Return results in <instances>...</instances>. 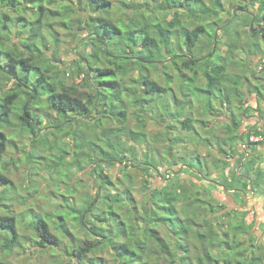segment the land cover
<instances>
[{
	"label": "trees",
	"instance_id": "obj_1",
	"mask_svg": "<svg viewBox=\"0 0 264 264\" xmlns=\"http://www.w3.org/2000/svg\"><path fill=\"white\" fill-rule=\"evenodd\" d=\"M160 1L164 11L183 7L194 18L201 19L205 14L214 18L208 24L184 30L178 24L177 16H172L157 31L151 22L147 24L144 19L119 21L108 16L107 12L112 7L110 0H88L80 14L76 7L80 0H0V24L5 28L12 20L21 22L17 32L12 29L11 35H0V74L8 82L0 86V127L14 129L17 136H31L33 147L45 145L49 157L57 158V163L51 168H59L65 156H69L66 147L58 144L60 136L63 139L71 136L75 143L85 145L98 155V162L90 160V167L85 166L90 168V175L95 172L92 167L95 163L105 165L100 167L95 193L88 195L84 212L77 217V225L82 226L95 243L79 245L73 258L89 254L96 246L107 247V237L97 224L108 219L109 223L118 221L121 225L117 235L122 242L108 241L117 264H264V253L257 255L262 248L251 235V224L245 221L248 212L227 211L220 217L214 216V212L223 210V205L211 204L214 192L204 190L207 183L217 189V183L209 182L208 178L212 171L230 168L233 159L237 167L231 175L226 174L232 181L223 176L228 181L221 183L223 190L230 192L233 188L238 192L243 190L245 194L249 189L251 192L264 190L258 185L261 176L255 150L252 149L248 157L244 156L245 153L240 154V143H246L250 138L249 134L242 135L240 130L245 112L233 115L231 123L213 125L207 122L223 113L222 106L235 102L239 109L247 99V91L259 93L264 98L263 91L252 86L245 76L227 77L223 74L236 67V55L240 50L249 56L264 55V45H260V42L264 43V31L254 29V33L242 37L228 26L222 28L231 21L220 24L216 12V8H222L220 0ZM244 1H249L251 8L256 5L254 23L264 21V0ZM120 2L130 7L139 5L133 1ZM246 9L240 11H247L246 16L250 18ZM96 11L99 14L95 15ZM141 11L148 12L147 9ZM130 16L134 17L133 14ZM237 18L238 15L235 20ZM54 23H60L71 38L76 37L69 28L77 29L76 34L80 33L73 50L77 45L83 49L78 51L76 48L74 55L78 58L71 63V72L78 78L77 82L67 83L70 72L60 66L56 56L51 55L50 58L46 54L53 48L48 49L45 45L39 49L35 46L40 30L49 32ZM212 26L217 28L211 29ZM218 28L221 29L220 35L216 36ZM260 28L264 29L262 25ZM23 29L25 31L21 33ZM202 35H206L207 41L201 38ZM218 37H223V40ZM197 44L199 53L204 54L195 60L188 54L190 47ZM220 44L226 47L225 52L218 50ZM53 59H56L55 63ZM211 60L217 66L213 71L210 70L214 68L210 65ZM191 63L199 64V69L190 70ZM243 67L239 65V69H245ZM199 75L203 81L201 85L197 83ZM174 76L182 82L173 88ZM161 78L166 81L163 83ZM185 79L190 88L184 84ZM252 80L256 82L257 79ZM202 95L206 98L200 99ZM158 97L162 98L164 105H160V110L152 111V115L159 114L162 121L167 120L171 124L159 125L161 130L153 139L147 129V120L155 122L156 117L142 113L145 110H141L143 104L140 100L146 98L151 101ZM15 104L21 108L19 113L16 110V117L12 119L10 116ZM212 105L217 109H212ZM170 106L174 107L171 114L168 111ZM195 111L204 120L195 121ZM128 116L136 120L134 127L127 124ZM10 121L16 124H10ZM195 122L200 125L195 126ZM81 123L87 128L94 127V131L90 134L84 132L85 137H81L77 131L80 128L83 134ZM66 127L69 132L64 134ZM222 129L225 136L218 133ZM200 130L207 133L202 134ZM255 135L261 134L255 130ZM49 136H53L52 142H49ZM207 136L209 138L205 139ZM152 139L163 142L160 161L156 162L148 153L143 155L142 162L138 161L137 146L147 143L156 149ZM200 140L206 144H217L213 159L190 151L189 146ZM7 141L5 133L0 132V168L3 167ZM72 153L75 155L76 151ZM7 165L4 164L8 168ZM161 166L164 171L160 170ZM177 166V169L173 168ZM209 166H212V171ZM105 167H118L119 174L122 173L125 179L105 173ZM133 171L142 176L140 190L143 200L140 204H132L127 198V191L133 185ZM183 171L189 172L191 179L195 180H182L180 174ZM154 179H160L161 184L155 186ZM9 183L0 172V186ZM0 210L3 235L0 248L8 250L21 237L16 229L17 219L10 214L8 205L0 203ZM47 216L49 221L33 218L27 223L40 247H54L60 243L51 224H56L64 235L68 233L64 229L63 216L54 217L51 213ZM55 218L60 222L51 223ZM92 220L96 229L93 232L90 229ZM6 230L11 231L10 238L5 234ZM106 231L112 234L110 224ZM162 231L169 239L162 236ZM0 264L11 263L0 257Z\"/></svg>",
	"mask_w": 264,
	"mask_h": 264
},
{
	"label": "rangeland",
	"instance_id": "obj_2",
	"mask_svg": "<svg viewBox=\"0 0 264 264\" xmlns=\"http://www.w3.org/2000/svg\"><path fill=\"white\" fill-rule=\"evenodd\" d=\"M85 1V2H84ZM112 2V7L108 10L107 15L116 20H140L145 21V23H150L157 28L159 31L165 23L168 22L172 18V16H177L178 24L182 25V29L191 30L193 27L200 24H208L210 23L214 17L208 16L207 14L203 15L201 19L194 18L190 15L187 9L183 7L181 9H167V11L162 9L160 0H124L125 2H134L139 4L135 7H130L128 4L124 2H120L121 0H110ZM221 1V9L216 8V12H218L219 22L223 25V23L228 21L230 23L231 20L234 19L233 11L236 9H245L249 10L252 14H255V7L251 8L249 5V1L244 0H220ZM88 0H80V4L77 5V10L80 13H83L82 9L86 6ZM45 4V3H44ZM75 7V8H76ZM245 7V8H244ZM92 8V7H91ZM130 9V13L128 11ZM141 9H147L148 12L141 11ZM136 11V12H132ZM26 14V13H25ZM99 14L96 11L95 15ZM133 14L134 17L130 15ZM29 15V14H28ZM27 16V14H26ZM35 16V15H33ZM131 18V19H130ZM244 21V23H243ZM250 18L246 16V14L239 13L238 18L234 24L230 25L229 28L231 30L237 31L242 37H245V34L250 33L252 29H259L261 25L264 27V21L261 23L255 22L252 27H250ZM142 23V22H141ZM218 24V23H217ZM21 22L13 21L10 24H7V27H3L0 24V35L8 36L11 35L12 29L17 32L19 30V26ZM73 25L75 28V21H73ZM122 26V25H121ZM226 26L224 24L222 27ZM216 26H212L211 29ZM217 28V27H216ZM27 30V28H25ZM23 29L21 33L25 31ZM71 33L75 35L76 38H71L67 33V30L60 23H54V26L51 27L49 32H45L43 29L40 30L39 35L36 39L35 46L39 49H43L46 45L47 48H53L50 51H46L47 55L51 58V55L56 56L58 59L60 66L66 69L70 76L66 78L67 83H71L72 81L77 82L78 78L75 75H72V62L75 61L76 57L74 53L76 52V48L78 51L83 49V46L77 45L74 50L73 46L80 38V33L76 34L77 29L69 28ZM25 34V33H24ZM220 35V34H219ZM203 40L207 41L206 35H202ZM220 40H223V37H218ZM209 42V41H208ZM183 44V42H182ZM182 44H180L182 46ZM209 44V43H208ZM260 45L263 46L264 43L260 42ZM198 44L196 47H190L189 54L193 56L195 60L199 59L201 54L197 50ZM57 48V49H56ZM218 50L220 52H225L226 47L222 44L218 46ZM87 50V48L85 49ZM204 51V50H202ZM222 54V53H221ZM186 55L188 58L190 56ZM237 64L235 68H229L227 72L223 73L227 77L231 75L245 76L252 86H258L264 94V84L259 82H255L252 80V74L255 76L264 77V74H260L259 69L264 67V55L258 54L255 56L247 55L243 50H240L237 55ZM2 61V60H1ZM56 59H53L52 62L55 63ZM79 61V60H78ZM181 63L183 60H179ZM179 64V63H177ZM216 63L211 60L210 65L214 68L210 70L213 71L216 69ZM238 65V66H237ZM239 65L245 67V69H239ZM243 67V68H244ZM190 70L199 69V64L191 63L189 65ZM154 69V68H153ZM167 70V68H165ZM155 70V69H154ZM260 74V75H259ZM80 78V77H79ZM197 79L198 84H202L203 81L199 75ZM184 84L190 88L189 82L187 79ZM226 80V79H225ZM161 81L164 83L166 80L161 78ZM181 80L178 79L177 76L173 77V84L171 85L173 88L178 86L177 84ZM182 82V81H181ZM8 82L4 80V77L0 74V86L7 84ZM10 84V83H9ZM42 92H45L43 88L40 89ZM6 92V91H5ZM0 91V95H1ZM263 96V95H262ZM264 97V96H263ZM206 97L202 95L200 99H205ZM246 100H243L242 105L238 109V104L233 102L231 105H225L220 107L223 110V113L219 114L217 117L209 118L208 124L213 125H223L226 123H231L233 119V115L238 116L243 114L241 118V133L242 135L249 134L250 142H255V146H250L251 148H255V157L258 159L257 166L260 171V179L258 181V185L261 188H264V141L261 142L263 133H264V101L257 102L255 100L254 93H250L247 91ZM1 100V97H0ZM20 101V98L19 100ZM141 103L143 104V108L141 110H145L142 113L148 116L152 115V111L156 112L160 110V105H164V102L161 97L157 99H152L151 101L148 99H141ZM218 104V103H217ZM152 106V107H151ZM203 106V103L200 105ZM148 107V108H147ZM19 104H15V110L13 114L10 116L12 119L16 117V110L18 113L20 112ZM45 108V105H44ZM153 108V109H152ZM149 109L150 111H147ZM174 107L170 106L168 111L171 114ZM212 109L216 110L217 107L212 105ZM153 116V115H152ZM156 117L155 122L153 120H147V129L149 130L150 137L155 139V135L161 129L159 125L162 124H171V122L164 120L162 121L160 115L153 116ZM195 121L198 119L204 120L203 116H199L198 113H194ZM10 124H16L13 121H10ZM82 124V123H81ZM93 124V123H92ZM130 127H134L137 122L134 117L128 116V123ZM157 124L158 126H156ZM195 126H199L200 123L195 122ZM80 125V124H79ZM85 124H82L80 127L83 130V134L80 128H77L80 136H84V132L86 134H90L94 131V127L88 126L84 127ZM102 131V129H99ZM255 130L260 132L261 135H255ZM4 132L7 141V149L3 155L2 164L3 167L0 168V172L5 175L9 184L6 186L2 184L0 186V200L3 204L8 205L10 209V214H14L17 219V232L20 235V239L17 244L8 250H1L0 248V257L10 262L11 264H117L115 259H113V254L111 252V248L109 247V240L114 241L115 243L122 242V239L118 238L117 232L120 229V223L118 221L110 222L107 219L102 224L98 223L97 226L100 228V232L104 234L108 245L107 247L96 246L89 251L87 255H80V257L73 258L75 254V250L79 245H92L95 243L93 238L89 233L87 235L86 232L83 231L82 226H78L77 217L83 214L84 212V203H87L88 195H93L96 191L97 186V178L101 175L100 167L105 166L100 163H95L92 167H94L95 172L89 174L90 165L89 161H96L98 159V155L93 152V150H89L84 144V146H80V144L75 143L71 136H67L64 139L60 136V140H58L59 146L66 147V151L69 152V156H65L62 164L59 168H51V166L57 163V158L53 157L52 159L49 157L48 148L43 146H32V137L28 135L17 136L13 132L14 129H5L4 127H0V132ZM64 134L69 132V128L66 127ZM73 132V131H72ZM202 134H206L203 130H200ZM218 133H221L222 136H225L223 133V129L219 130ZM59 135V134H56ZM90 136V135H88ZM85 137V136H84ZM39 138V137H38ZM50 139L49 142L54 140L53 136L47 137ZM209 137H205L208 139ZM63 139V140H62ZM152 139V142L157 146L156 149L151 147V145L144 143L137 146V160L142 162L143 155L148 153L156 162H159L161 159V151L163 150V142L161 139L159 141H155ZM204 139V140H205ZM185 140V139H184ZM204 140L198 141V143L191 144L189 149L191 152L201 156V157H210L214 158L216 154L215 149L217 148L215 142L212 144L204 143ZM60 148V147H59ZM58 148V151H59ZM76 151L75 155H73L72 151ZM71 152V154H70ZM182 152H179L181 154ZM48 156V157H46ZM44 157V158H42ZM42 158V159H41ZM99 160V159H98ZM230 162V160H228ZM232 167L236 169L237 164L233 159ZM209 160V165H210ZM247 163V162H246ZM4 164H8V168L4 166ZM88 166L85 168V166ZM247 167V164H245ZM2 166V165H1ZM253 166V165H252ZM177 169V167H173ZM210 170L212 166H209ZM249 168V166H248ZM105 173L113 174L116 178L123 180L125 177L122 176V173L119 174V168L114 167L103 168ZM82 170V171H81ZM160 170L164 171V167L161 166ZM254 170H256V165H254ZM212 171V170H211ZM238 171V170H236ZM131 172V170H130ZM181 170H179V173ZM166 173H169L166 172ZM142 174V173H141ZM226 174L231 175L232 173L228 172V169H223L220 171L217 169L215 172L212 171L210 177L208 178L209 182H216L217 189H213L211 183H207L205 185V191L214 192V199L211 200V204H222L223 210L218 213L214 212V216L220 217L222 214L227 213V211H247L248 215L245 218L247 224H251V235L255 238L257 245L261 246V250L257 252L264 253V190L263 191H253L251 189L243 196V190L238 192L235 189H231L230 192L223 190L222 184H226L223 178H227L229 181H232L230 177ZM133 185L131 189L127 191V198H129V202L132 204H136L137 202L140 204L142 199V191L140 190L142 184V176L133 171L131 173ZM222 176V177H221ZM224 176V177H223ZM171 177V176H170ZM219 177V179H217ZM221 177V178H220ZM180 178L182 180H195L191 179L189 172L183 171L180 174ZM257 178V177H256ZM258 179V178H257ZM154 185L161 184L160 179H154ZM222 183V184H221ZM109 209V205L107 206ZM106 207V210L108 211ZM1 211V210H0ZM4 212H7L5 210ZM47 213L53 214V216H63L65 220L64 229L68 233L65 235L57 229V225H52L51 227L54 229V233L60 238V243L54 247H40L37 244V238L34 232H32L31 228L28 226V220L30 219H39L43 218L46 221H49L50 217L47 216ZM29 220V221H30ZM126 220V219H123ZM52 222H60L58 218L51 219ZM224 220H221L223 223ZM49 223V222H48ZM110 224V228L112 227V234L106 231V226ZM93 227H90L93 232L95 229V222L92 220ZM63 230V229H62ZM5 234L11 237V231L6 230ZM162 236L169 239L167 235L162 231ZM0 238H3V235L0 231ZM72 256V257H71ZM194 264V262H192Z\"/></svg>",
	"mask_w": 264,
	"mask_h": 264
},
{
	"label": "flooded vegetation",
	"instance_id": "obj_3",
	"mask_svg": "<svg viewBox=\"0 0 264 264\" xmlns=\"http://www.w3.org/2000/svg\"><path fill=\"white\" fill-rule=\"evenodd\" d=\"M241 9H238L237 11L235 10V11H233V17H234V19L233 20H231V23L230 24H228V25H226V26H224V27H222V28H225V27H229L230 25H232V24H234V22H236V20H235V18L237 17V15L239 14V13H243V14H247L246 12L247 11H245V10H242V11H240ZM248 15L250 16V18H251V22H250V24L252 23V25H253V23H254V18H255V15L254 14H252L251 12L250 13H248ZM231 19V18H230ZM220 28H218L216 31H215V35L217 36V35H219V32H220ZM256 30H261V31H264V29L263 28H259V29H255V31ZM250 33H254V29H253V32H251V30H250ZM259 73H263V71H264V68L262 67V68H260L259 69ZM251 78H256L257 80H256V82H259V83H261V84H264V77L263 78H261V77H256L255 76V74H252V76H251ZM255 81V80H254ZM254 95H255V100H256V103L257 102H260L261 100H263L264 101V98H261V96L259 95V93H254ZM263 101H261V102H263ZM249 140H250V138H249ZM245 144H247L248 146V150L251 152V147L250 146H252V145H256L255 144V142H250V141H247ZM254 150H255V148H254ZM254 152V151H253ZM247 157V156H246Z\"/></svg>",
	"mask_w": 264,
	"mask_h": 264
},
{
	"label": "built area",
	"instance_id": "obj_4",
	"mask_svg": "<svg viewBox=\"0 0 264 264\" xmlns=\"http://www.w3.org/2000/svg\"><path fill=\"white\" fill-rule=\"evenodd\" d=\"M247 148L248 147L245 143H241L240 152L245 153V156H249V153H250V151Z\"/></svg>",
	"mask_w": 264,
	"mask_h": 264
},
{
	"label": "crops",
	"instance_id": "obj_5",
	"mask_svg": "<svg viewBox=\"0 0 264 264\" xmlns=\"http://www.w3.org/2000/svg\"><path fill=\"white\" fill-rule=\"evenodd\" d=\"M233 167H232V165H231V167L230 168H228V172L229 173H233ZM220 171V173L223 171V170H219ZM228 192V191H227ZM245 195V193H243V196ZM1 259H3V258H1ZM4 260V259H3Z\"/></svg>",
	"mask_w": 264,
	"mask_h": 264
},
{
	"label": "clouds",
	"instance_id": "obj_6",
	"mask_svg": "<svg viewBox=\"0 0 264 264\" xmlns=\"http://www.w3.org/2000/svg\"><path fill=\"white\" fill-rule=\"evenodd\" d=\"M249 141H250V140H249ZM241 143H242V142H241ZM241 143H240V144H241ZM246 145H247V144H246ZM247 146H248V145H247ZM251 149H254V148H251ZM254 152H255V151H254ZM250 153H251V152H250ZM250 153H249V154H250ZM240 154H244V153L240 152ZM244 156H245V154H244ZM247 157H248V156H247Z\"/></svg>",
	"mask_w": 264,
	"mask_h": 264
},
{
	"label": "water",
	"instance_id": "obj_7",
	"mask_svg": "<svg viewBox=\"0 0 264 264\" xmlns=\"http://www.w3.org/2000/svg\"><path fill=\"white\" fill-rule=\"evenodd\" d=\"M250 27H252V23L250 24ZM251 32H253V29L251 28Z\"/></svg>",
	"mask_w": 264,
	"mask_h": 264
}]
</instances>
